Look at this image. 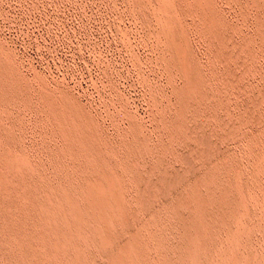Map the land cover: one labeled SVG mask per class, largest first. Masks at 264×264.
Instances as JSON below:
<instances>
[{
	"label": "rangeland",
	"instance_id": "1",
	"mask_svg": "<svg viewBox=\"0 0 264 264\" xmlns=\"http://www.w3.org/2000/svg\"><path fill=\"white\" fill-rule=\"evenodd\" d=\"M148 1L0 0V264L264 245V0Z\"/></svg>",
	"mask_w": 264,
	"mask_h": 264
},
{
	"label": "bare ground",
	"instance_id": "2",
	"mask_svg": "<svg viewBox=\"0 0 264 264\" xmlns=\"http://www.w3.org/2000/svg\"><path fill=\"white\" fill-rule=\"evenodd\" d=\"M148 1V0H147ZM156 1V0H155ZM253 1V0H252ZM256 1H258V0H256ZM149 2V1H148ZM254 2V1H253ZM259 2V1H258ZM256 3V2H255ZM155 5H156V7L159 9V10H165L166 9V6H165V4H164V2L162 1V0H158V1H156L155 2ZM173 24V23H172ZM156 32V31H155ZM159 31H157V33H158ZM159 36V35H158ZM254 181H257V180H255L256 179V176H255V174H253L252 175V177H251ZM258 179V178H257ZM251 182H252V180H251ZM257 184V183H256ZM260 184V183H259ZM255 185V184H254ZM258 185V184H257ZM237 188H238V190L241 192V198H240V201L238 202L237 201V203H240L241 205L238 207V209L239 208H241V209H245V210H247L246 209V207H247V200H246V196H245V194L244 193H242V190H243V188H242V184H240L239 182L237 183ZM251 186V185H250ZM255 187V186H254ZM261 187V186H260ZM258 188H259V186H258ZM262 188V187H261ZM258 190V189H257ZM260 190V193H261V189H259ZM255 191V190H254ZM263 191V190H262ZM264 192V191H263ZM262 192V195L264 194ZM259 193V194H260ZM257 194H258V192H257ZM260 196V195H259ZM83 197V196H82ZM197 197V196H196ZM195 197V198H196ZM110 197H108V194H107V190L105 189V187H103V186H97V187H93V188H91L90 189V191H89V194H88V200H89V202L91 203V204H93L94 206H96L98 209H100V208H102V207H104V206H106L108 203H109V201H108V199H109ZM260 198V197H259ZM231 200V199H230ZM232 200L234 201L235 199H233L232 198ZM230 201L231 203H229V200H227L228 201V205L229 204H231V205H233V201ZM261 200V199H260ZM195 201V200H194ZM264 201V200H263ZM47 202V201H46ZM198 202V201H197ZM226 204V205H227ZM231 205H230V207H231ZM112 206V205H111ZM111 206H109L110 208H111ZM114 206H116V205H114ZM233 206H235V205H233ZM238 206V205H237ZM58 207V206H57ZM227 207H229V206H227ZM116 208V207H115ZM114 208V209H115ZM232 208V207H231ZM234 208V207H233ZM108 209V208H107ZM228 208H226V210H227ZM235 209H237V208H235ZM111 210V209H110ZM197 210V209H196ZM229 210H231V209H229ZM228 210V211H229ZM97 212V211H96ZM111 212V211H110ZM198 213V215L200 216L201 215V211H200V207H198V211H197ZM230 212H233V211H230ZM229 212V213H230ZM238 212V211H237ZM48 213V212H47ZM98 213V212H97ZM102 213V212H101ZM105 213H106V211H105ZM109 213V212H108ZM234 213V212H233ZM239 213V212H238ZM197 214H196V216H197ZM203 214H204V212H203ZM234 215H236L235 213H234ZM195 216V217H196ZM198 216V217H199ZM241 216V215H240ZM240 216H239V214L238 215H236L235 217H234V220H235V223H236V227H235V229L229 234V236H228V239H229V244H228V246L226 247V248H222V249H220V251H219V258H216L215 260H214V263L212 262L211 264H264V245H262V247L260 248V249H251V250H249V251H246L247 249H246V247H245V245H244V243L242 242V240H241V237H244V235H245V233L248 231V229H247V227L245 226V224L244 223H242L241 222V219L242 218H240ZM197 217V218H198ZM97 218H99L98 220H100L101 219V217H100V215L99 216H97ZM104 217H102V219H103ZM115 218V217H114ZM110 219V218H109ZM200 219H204V218H201L200 217ZM200 219H198V221H197V225H198V223H200L199 222V220ZM206 221V220H205ZM108 222H110V221H108ZM102 223V222H101ZM103 223H106V222H103ZM205 223V222H204ZM206 223H207V221H206ZM98 224H99V222H98ZM130 224V223H129ZM208 224V223H207ZM97 225V224H96ZM107 225V224H106ZM110 225V228L111 227H113L114 228V226L113 225H111V224H109ZM202 225V224H201ZM193 226V225H192ZM203 226V225H202ZM204 226H205V224H204ZM203 226V227H204ZM208 226H209V224H208ZM206 227V226H205ZM204 227V228H205ZM102 228V227H101ZM192 229H194V227L192 228ZM195 229H197V227L195 228ZM194 229V231L190 234V233H187V230H186V232H185V234H186V243H185V250H186V253H184V254H186L185 255V258H186V256H187V260L186 261H184L183 262V264H199V256L198 255H200L199 253L201 252V251H203V250H205L204 248V235H202V233H204L205 231V229L204 230H199V229H201V227L199 228V229H197V230H195ZM203 229V228H202ZM207 229V228H206ZM98 230V229H97ZM101 231V230H100ZM185 231V230H184ZM202 231V232H201ZM204 231V232H203ZM98 232V231H97ZM182 232V231H181ZM206 232H208L207 230H206ZM101 234H103V232L101 231ZM78 238V237H77ZM104 239V238H103ZM38 242V241H37ZM224 244V243H223ZM127 245H129V243L127 244ZM130 247V245L128 246V248ZM131 248V247H130ZM129 248V249H130ZM244 249H246V250H244ZM250 249V248H249ZM85 250V249H84ZM130 251V250H129ZM183 251V250H182ZM183 253V252H182ZM112 255V254H111ZM116 255V254H115ZM119 256V255H118ZM214 256V255H213ZM197 257H198V259H197ZM116 258H118L117 256H116ZM116 258H114V260H116ZM123 259V258H122ZM119 260V258L116 260V261H118ZM125 260V259H124ZM198 260V261H197ZM120 261H121V259H120ZM85 262V261H84ZM117 263H119V262H117ZM120 264H123L122 262L120 263ZM125 264H128V263H126L125 262ZM182 264V263H181Z\"/></svg>",
	"mask_w": 264,
	"mask_h": 264
}]
</instances>
